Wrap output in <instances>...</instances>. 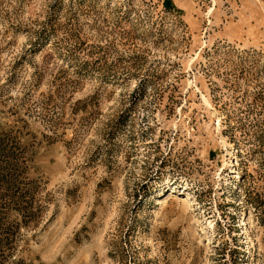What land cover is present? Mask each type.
Wrapping results in <instances>:
<instances>
[{
    "label": "rangeland",
    "instance_id": "rangeland-1",
    "mask_svg": "<svg viewBox=\"0 0 264 264\" xmlns=\"http://www.w3.org/2000/svg\"><path fill=\"white\" fill-rule=\"evenodd\" d=\"M167 1L0 0V264H264V0Z\"/></svg>",
    "mask_w": 264,
    "mask_h": 264
},
{
    "label": "trees",
    "instance_id": "trees-1",
    "mask_svg": "<svg viewBox=\"0 0 264 264\" xmlns=\"http://www.w3.org/2000/svg\"><path fill=\"white\" fill-rule=\"evenodd\" d=\"M167 7H170V4L168 3V1L166 0V2L164 3ZM5 155H3V159H4ZM6 164V163H4ZM6 172V165H2L0 163V179L3 178V176L5 177V175L1 176L2 173ZM7 181H6V178L4 180H2L0 182V189L1 187H4V186H7ZM10 203H13V202H9V203H5V205H9ZM24 212L27 211V208L26 206L24 205L23 209H22ZM6 235L3 233V235L0 233V254L1 253H4V246H6L8 244V237H5ZM4 241H7V243H4ZM4 255V254H3ZM1 256V255H0Z\"/></svg>",
    "mask_w": 264,
    "mask_h": 264
}]
</instances>
